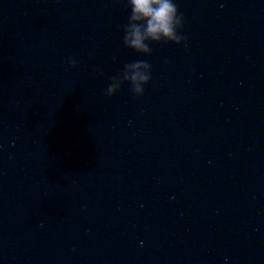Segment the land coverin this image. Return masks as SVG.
Instances as JSON below:
<instances>
[{
	"label": "clouds",
	"instance_id": "clouds-1",
	"mask_svg": "<svg viewBox=\"0 0 264 264\" xmlns=\"http://www.w3.org/2000/svg\"><path fill=\"white\" fill-rule=\"evenodd\" d=\"M127 4L131 9L128 23L123 26V44L127 48L151 55L150 43L172 42L187 47V37L178 31L184 26V17L179 13L174 0H127ZM66 64L71 68L77 67L74 58H69ZM151 69L147 61L126 64L120 74L110 78L105 95H116L127 82L134 96H142L145 86L151 82Z\"/></svg>",
	"mask_w": 264,
	"mask_h": 264
}]
</instances>
